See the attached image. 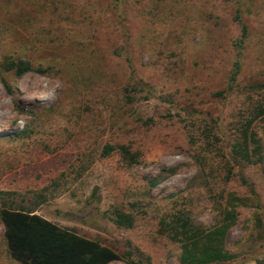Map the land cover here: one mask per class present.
<instances>
[{"label":"rangeland","instance_id":"374dc122","mask_svg":"<svg viewBox=\"0 0 264 264\" xmlns=\"http://www.w3.org/2000/svg\"><path fill=\"white\" fill-rule=\"evenodd\" d=\"M261 108L264 0H0V189L124 255L108 264H181L161 219L212 226L231 195L236 256L210 264H264ZM253 117L249 162L233 144ZM120 143L139 162L102 153ZM4 230L0 264H20Z\"/></svg>","mask_w":264,"mask_h":264},{"label":"trees","instance_id":"16d2710c","mask_svg":"<svg viewBox=\"0 0 264 264\" xmlns=\"http://www.w3.org/2000/svg\"><path fill=\"white\" fill-rule=\"evenodd\" d=\"M9 66L16 70L18 76L33 69L31 63L25 59L13 61ZM239 69L237 60L230 76L229 88H232ZM37 70L42 72L43 69ZM263 111L261 108L256 116ZM253 120L254 117L248 120L240 140L233 144V154L249 162L254 161L252 154L255 151L252 150L251 143L256 142L255 134L248 129ZM115 150L120 151L129 163H137L140 160V152L123 143L105 144L102 153L106 155ZM159 182L157 177L151 180L152 185ZM250 190L255 195L252 185ZM11 193L0 189V216L5 227L7 248L13 260L20 264H108L124 258L115 248L75 229L61 226L37 213L33 207H13L8 201V195ZM244 200L243 197L231 195L228 205L232 207L227 205L221 213V218L212 226L198 224L188 213L180 211L173 213L168 219L162 218L159 231L166 232L180 243L181 264H210L231 260L236 255L226 247V236L229 228L237 221L236 206L244 204ZM128 244L131 242L128 241ZM128 250L125 253L127 255L133 252ZM127 258L132 264H136L130 257ZM147 258L150 260L149 256Z\"/></svg>","mask_w":264,"mask_h":264}]
</instances>
